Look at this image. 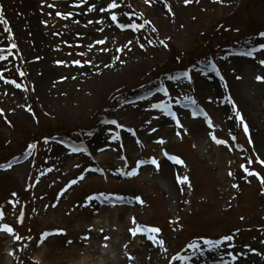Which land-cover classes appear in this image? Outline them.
<instances>
[{
	"label": "rangeland",
	"instance_id": "374dc122",
	"mask_svg": "<svg viewBox=\"0 0 264 264\" xmlns=\"http://www.w3.org/2000/svg\"><path fill=\"white\" fill-rule=\"evenodd\" d=\"M110 2L0 0L7 20L0 22V53L8 57L0 60V228L7 224L15 232L0 231V264H70L80 242L85 243L80 253L88 246L87 254L97 255L101 264H186L176 258L192 255L188 246L197 242L203 252L187 264H264V230L257 228L264 227V183L241 172L246 164L264 176V81L257 80L264 77V49L253 57L238 55L264 45V37L256 35L264 31V0H116L117 9L99 11ZM113 11L117 22L111 20ZM57 13L71 15L64 19ZM118 23L142 27L121 29ZM213 64L223 80L211 71ZM43 65L60 84L40 85ZM108 70L118 80L104 86L105 97H100L88 89L86 74L92 79ZM22 72L28 74L30 90ZM184 73L192 80L175 79ZM192 99L206 108L214 127L182 107ZM165 103L179 113L188 110L183 128L153 107ZM198 120L202 128L192 129ZM213 134L227 144H217ZM43 136L47 144L35 160L38 148L31 146ZM69 145L88 151L72 153ZM163 150L184 163L163 156ZM150 157L159 161V169L139 164ZM7 162L11 168L2 166ZM137 168V176L118 174ZM185 176L190 187L178 181ZM75 179L78 184L68 188ZM101 193L104 200L90 201ZM109 197L124 204H108ZM122 206L135 208L129 224ZM133 218L159 228L153 235L164 245L148 234L133 236ZM55 228L66 235L41 244ZM226 236L233 239L219 248L204 244ZM99 249L107 251L104 256Z\"/></svg>",
	"mask_w": 264,
	"mask_h": 264
},
{
	"label": "snow or ice",
	"instance_id": "6c2138e0",
	"mask_svg": "<svg viewBox=\"0 0 264 264\" xmlns=\"http://www.w3.org/2000/svg\"><path fill=\"white\" fill-rule=\"evenodd\" d=\"M84 2H87V0H84ZM190 2H192V0H185V4H188ZM91 7L92 8H95V5L93 4ZM118 7H120V5H118V3L116 2V0H111V2L107 4V9L100 8L99 11H106V10L117 9ZM168 11L169 12H172L171 5H168ZM57 15H62L64 19H67L68 18V15H71V14L69 13L68 15H63L62 13H57ZM111 20L113 22H117L118 21L117 15H116V13L114 11L111 12ZM0 22L7 23V20L4 19V11H3V6L2 5H0ZM148 23L150 24L151 21H148ZM118 27L121 28V29H124V28H133L135 30H140V28L142 27V25L136 24V23H131V24L118 23ZM153 30L154 31H157L156 29H153ZM8 31L10 32L11 31V28H9ZM101 31H102V29H101ZM261 35H264V33H262ZM13 39H14V36H13ZM105 42H106L105 40H99V41H97L98 44H104ZM128 43L130 44L131 41H129ZM149 43H151V41H149ZM160 43L162 45H164L165 47L168 46L163 40H161ZM140 46L143 47V45H140ZM17 47L18 46L15 43L12 44V48H17ZM261 48L264 49V45H262ZM0 51H2V50H0ZM117 51L122 52L123 49H117ZM256 52H257V49H254L253 48V49H250V50H248L246 52L238 53V55H242V56H246V57H253L256 54ZM0 59L7 60L8 57L7 56H2V57H0ZM114 59L119 60L120 57L119 56H115ZM75 63L77 65L83 67V65L80 64V61H75ZM121 63H123V61H121ZM260 63L261 64H264V60H261ZM211 71H215L217 73L220 72V70L215 67V64L212 65ZM205 75H207V72H205ZM2 76H3V74L0 73V77H2ZM220 78L223 80L224 79L223 75H221ZM175 79H187L188 81H191L192 80V75L190 73H184L182 77H175ZM257 80L264 81V77L258 76L257 77ZM11 83H16V82L15 81H11ZM225 85L227 86V82L226 81H225ZM16 87L17 88H20V87H22V85L16 84ZM26 90L27 89H25V91ZM159 90L160 91H164L165 93H167V89L166 88H161ZM227 102H230L233 105H235V101L232 100L231 96H228ZM190 103L193 105V109H192V113H191L192 116H193V118H196L198 116H203L206 119L207 124L210 127H214L212 118L208 115V113L200 110L197 102L194 99L190 100ZM153 107L154 108H157V109H160L162 112L166 113L168 116H172L176 120V124L180 128H183L184 127V125L180 122L179 117L175 115V113L172 111L171 107L167 103H165V104H155V105H153ZM2 111L3 110L0 109V112H2ZM29 111H31V109H29ZM237 116L239 117L241 123L244 126V131L245 132H249L248 125L244 121L243 115L239 113V110H237ZM106 123H108V124H115L118 127H122L121 125H119L118 121H116V120H109V121H106ZM149 123H151V121H149ZM129 131H132L133 132V135H135V130L129 129ZM153 131H156V129H153ZM177 135H180V133H177ZM114 138L115 139H120L119 136H116ZM211 138H212V140H214L219 145H226L227 144V141H225L223 139H218L214 134L211 136ZM232 139H236V137H232ZM249 139H251V134L250 133H249ZM158 143L164 144V143H166V141H164L163 139H160L158 141ZM35 147H36L35 145H32L31 146V148H35ZM68 147L70 148V150H71L72 153H79V152H87L88 151L87 148H81V147L72 146V145H69ZM89 155H90V153H89ZM165 155L168 156V158L170 160H173L177 164H183L184 163V161L182 159H180L178 157H175V156H170L167 152H165ZM146 163H150V164L154 165L157 169L160 168V163H159V161L156 158H152L150 161H140L139 162V164L141 166H143ZM260 163L261 164H264V160H261ZM5 167L6 168H11L12 167V164L9 163ZM48 171L51 172L52 169L49 168ZM99 171H102V170H99ZM244 171L249 176H252V175L258 176L260 178V180H261V183H264V176H260L259 173H254V172L249 171L248 167H244ZM118 174H123V175H127V176H137L139 174V168L133 169L132 171H125L124 169H120V171H119ZM231 174L232 173H229V175H231ZM84 179H85V177L83 175L80 176V178H79V180H84ZM178 181H179L180 184L187 183L189 187L191 186L190 180H189V178L187 176L182 177V178L181 177H178ZM78 182H79L78 180H73L71 182V184L68 185V188H71L74 184H77ZM234 187H238V185H234ZM67 190L68 189L66 188L65 189V192ZM13 195L15 196L16 194L13 193ZM98 199H99V197H90V201H92V200H98ZM137 199H138V201H139L140 204H143L144 203L143 199H141L139 197ZM3 219H4V213H3L2 210H0V221H2ZM20 222L23 223V217H21ZM132 222H133V224H136L135 218H133V221ZM0 231H5L7 233H10V234L15 235L14 229L12 227L8 226L7 224H4L3 225V228H0ZM160 231L161 230L159 228H157V227H147V226H142V225H137L136 227L130 229V232L132 233L133 236H135L137 234H148V239L152 240L154 243H156V244H158L160 246H163L164 243H165L164 240L157 239V237L155 235H153V234L160 233ZM52 235H66V233H45L43 235V238L41 239L40 243L43 244ZM16 239L19 240L20 237L18 235H16ZM105 239H108V238L106 237ZM232 239H233L232 236H226V237H224L223 240H205L204 241V244L208 245L209 246V249L211 250V249L219 248L221 244L225 243L226 241H230ZM188 247L192 250V255H195L197 252H203V248H202V246H201V244L199 242L194 243V244H190ZM165 251H167V249H165ZM192 255L179 256L176 259L181 260V261H185L186 264H187V262L191 261ZM231 258H232L233 261L236 260V257L235 256H232ZM225 264H227V262H225Z\"/></svg>",
	"mask_w": 264,
	"mask_h": 264
},
{
	"label": "bare ground",
	"instance_id": "6f19581e",
	"mask_svg": "<svg viewBox=\"0 0 264 264\" xmlns=\"http://www.w3.org/2000/svg\"><path fill=\"white\" fill-rule=\"evenodd\" d=\"M32 28L34 29V25H32ZM38 38H39V41L40 40H42L43 42L45 41V37L42 33H40V34L38 33ZM39 49H41V47ZM42 49H43V47H42ZM43 51H45V49H43ZM37 63H38V65L41 64L40 62H37ZM43 66L45 68V65H43ZM39 67H40V65H39ZM36 68H37V66H36ZM46 68H45V73L43 74V78L38 79V82L40 83V85L41 86L43 85V87H45V85L48 82L59 83L57 77L54 75V72L51 71L52 69L49 66H47ZM89 77H90V73L86 74L87 79H85V82L88 83V86H89L88 89H91L93 92L98 94L100 97H105V95L103 94V93H105V92H103L104 86L108 87V85H110L111 83H114L117 79L114 77V74L109 70L105 71V73L101 76H96V77H93L92 79H88ZM89 80H91V81L89 82ZM80 81L83 83L82 80H80ZM65 84H62V85H65ZM180 121H181V119H180ZM200 128H202V126L200 125V120H198L197 122L192 124V129L197 130ZM129 141H130V143L128 145L133 146V143L131 142V140H129ZM121 209L123 211L122 216L126 217L125 221H127V223L129 224V222H130V221H128L129 217L135 208H131L128 206H124V207L122 206ZM88 218L89 217L86 215V217L84 219H88ZM83 245H85V243L80 242V245L73 251L72 255L70 256V264H101L97 255L92 259L87 254L89 251L88 246H86V249H84L85 253L84 252L80 253L79 250L83 249L82 248ZM106 252H105V250H102V249L98 250V253L100 254V256H104ZM81 255H83V256H81ZM37 258L41 260V257L39 255H37ZM113 264H127V263L126 262L123 263V262L117 260Z\"/></svg>",
	"mask_w": 264,
	"mask_h": 264
}]
</instances>
